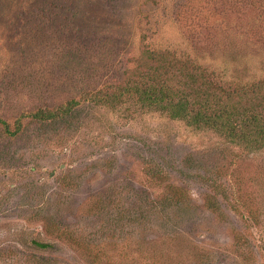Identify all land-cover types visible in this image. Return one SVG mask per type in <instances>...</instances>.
<instances>
[{
  "label": "rangeland",
  "instance_id": "1",
  "mask_svg": "<svg viewBox=\"0 0 264 264\" xmlns=\"http://www.w3.org/2000/svg\"><path fill=\"white\" fill-rule=\"evenodd\" d=\"M202 69L264 80V0H0V264H264V149L126 92Z\"/></svg>",
  "mask_w": 264,
  "mask_h": 264
},
{
  "label": "trees",
  "instance_id": "2",
  "mask_svg": "<svg viewBox=\"0 0 264 264\" xmlns=\"http://www.w3.org/2000/svg\"><path fill=\"white\" fill-rule=\"evenodd\" d=\"M158 74L163 75L162 72ZM189 76L193 85L200 80L198 86L190 92L170 85L164 78L155 82V85L146 84L141 91L132 87L126 88V92L132 90L140 93V102L145 108L167 113L172 119L184 121L197 130L212 131L226 143L248 147L253 151L264 149V107L259 111L252 110L247 104L241 103L248 89L260 90L264 87V80H256L258 82L250 85H236L230 89V83L225 85L214 82L212 78L215 73L205 69ZM41 115L40 111L33 114L36 118ZM0 125L7 132H15L8 131V125L3 119H0Z\"/></svg>",
  "mask_w": 264,
  "mask_h": 264
}]
</instances>
